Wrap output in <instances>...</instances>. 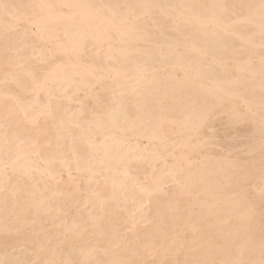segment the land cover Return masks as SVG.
<instances>
[{"label":"snow or ice","instance_id":"snow-or-ice-1","mask_svg":"<svg viewBox=\"0 0 264 264\" xmlns=\"http://www.w3.org/2000/svg\"><path fill=\"white\" fill-rule=\"evenodd\" d=\"M0 21V264H170L155 257L172 250L168 219L178 226L190 210L193 165L235 216L181 264H264V0H0ZM125 45L147 57L132 79L150 73L153 86L128 101L117 98ZM36 93L48 101L39 110L27 102ZM81 93L96 104L67 117L63 102Z\"/></svg>","mask_w":264,"mask_h":264},{"label":"bare ground","instance_id":"bare-ground-1","mask_svg":"<svg viewBox=\"0 0 264 264\" xmlns=\"http://www.w3.org/2000/svg\"><path fill=\"white\" fill-rule=\"evenodd\" d=\"M11 3L17 4H31V3H39V2H47V3H114L117 0H8ZM119 2H137V0H119ZM160 3H171V2H179V0H157ZM197 2H212V0H197ZM234 2H241V0H234ZM2 23V21H0ZM95 50L89 52L88 56H95ZM117 55L120 56L121 61L125 65V67L129 70V80L122 90H117V98L119 99L120 91L125 92L124 99L134 100L135 95L137 93L145 92L147 90H151L153 87L150 83L151 74L149 73L147 76H139L137 79H132V77L137 76L135 71L137 64H142L144 60L147 59L146 56L142 55L138 52L135 46L125 45L122 51H118ZM100 56H104V53H100ZM87 59V56H86ZM159 67V65H157ZM9 87H13L9 85ZM3 86L0 85V89ZM27 102H31L39 107H42L46 104L47 96L44 93H36L33 95L27 96ZM64 107L68 109L67 117H71L73 113L79 112L82 108L85 110H90L93 105L96 104L95 96L89 95L87 93H81L79 99L76 101H64ZM157 108V112H158ZM130 111H136L135 108H130ZM157 113H153L155 116ZM137 115L143 116V112H138ZM169 120H179L181 117L178 112L170 111L168 114ZM119 120L123 123V117L120 116ZM49 127L54 130V125L49 122ZM172 134V137L179 142L181 139L180 133L181 129L177 126L175 129H169ZM78 136H83L84 139L82 141H78L76 145L77 152L83 153L87 150V133L81 132L79 129L76 130ZM110 142V141H109ZM132 145L135 146V141H131ZM149 141L144 139L141 141V148L144 145H148ZM71 148V141H69V149ZM6 150L3 148V145L0 144V161L5 158ZM67 158L69 162L75 158V154H73L70 150ZM2 167V164H0ZM8 175L12 176L13 179H19L20 174L13 173L12 169L8 170ZM5 177L3 173H0V183H3ZM65 181H67V174L64 177ZM187 183L193 189V195L185 197L187 203L186 207H189V212L187 213L185 220L180 225H173L171 219L169 218L167 223L170 225L169 227V240L168 243L172 245V250L167 255H161L155 257L157 260L166 259L170 262V264H181L186 259L195 258L192 249H194L197 245L196 242L203 241L207 239L210 235L215 232L221 230L224 224V220L228 216L229 213H233L235 216L234 209L230 207V202L220 194L209 195L208 189L211 186L213 181V177H211L206 172H203L195 165H193L191 169V174L189 177H186ZM254 193V192H253ZM252 193V195H253ZM255 196L253 197L258 201L259 192L255 191ZM251 195V196H252ZM198 197V198H194ZM145 204L148 203L147 199L144 201ZM256 203V202H255ZM258 204V203H257ZM260 204V202H259ZM259 206V205H258ZM257 206V207H258ZM55 208L56 205L54 204ZM119 207L124 210L125 214L135 213L137 221H141V213H140V205L133 204L131 200H121L119 202ZM194 208V211L192 210ZM64 211H68L65 209ZM146 212L147 209H144ZM75 212L74 210L72 211ZM259 213V211L257 210ZM72 214V213H71ZM77 213L72 214L75 216ZM72 215L69 216V223H71ZM152 215H155L153 212ZM259 216V215H258ZM257 216V217H258ZM151 219V216L148 217ZM259 219V218H258ZM259 221V220H258ZM257 221V228L259 229V224ZM258 233V232H257ZM2 240V239H0ZM146 259H153L152 256L145 257Z\"/></svg>","mask_w":264,"mask_h":264},{"label":"rangeland","instance_id":"rangeland-1","mask_svg":"<svg viewBox=\"0 0 264 264\" xmlns=\"http://www.w3.org/2000/svg\"><path fill=\"white\" fill-rule=\"evenodd\" d=\"M221 131L223 132V129H222ZM254 193H255V192H254ZM254 193H253V195L255 196ZM251 195H252V193H251ZM253 195L251 196L252 198L254 197ZM255 202H256V207H257L258 205H260V204H259V202H260L259 199H258V201L255 200ZM257 203H258V204H257ZM257 210L259 211V206L257 207ZM74 211H75V210H74ZM75 212H76V211H75ZM75 212H74V213H75ZM74 213L72 212V214H74ZM72 214H71V215H72ZM76 215H77V214H76ZM72 216H73V215H72ZM257 216H258V215H257ZM258 218H259V216L257 217V221L259 220ZM258 222H259V221H258ZM258 224H259V223H258ZM257 227H258V226H257ZM257 232H258V228H257ZM0 239H2V236H0Z\"/></svg>","mask_w":264,"mask_h":264}]
</instances>
